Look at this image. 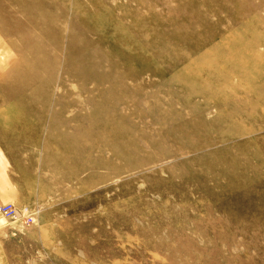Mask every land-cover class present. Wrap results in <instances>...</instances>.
I'll return each mask as SVG.
<instances>
[{"label":"rangeland","instance_id":"rangeland-1","mask_svg":"<svg viewBox=\"0 0 264 264\" xmlns=\"http://www.w3.org/2000/svg\"><path fill=\"white\" fill-rule=\"evenodd\" d=\"M12 9L0 264H264V0Z\"/></svg>","mask_w":264,"mask_h":264},{"label":"crops","instance_id":"crops-1","mask_svg":"<svg viewBox=\"0 0 264 264\" xmlns=\"http://www.w3.org/2000/svg\"><path fill=\"white\" fill-rule=\"evenodd\" d=\"M36 0H0V73L4 66H11L14 60V51L17 50L14 43L8 37L11 20L18 18V14L13 13L12 4L16 7L20 3L35 2ZM19 10H17L18 12ZM6 156L0 146V204L6 202H17L20 199V189L14 182L12 175L6 165ZM1 224V221H0Z\"/></svg>","mask_w":264,"mask_h":264},{"label":"built area","instance_id":"built-area-1","mask_svg":"<svg viewBox=\"0 0 264 264\" xmlns=\"http://www.w3.org/2000/svg\"><path fill=\"white\" fill-rule=\"evenodd\" d=\"M22 211L27 210L25 209ZM22 211L14 202L0 204V219L21 220L23 223H29L32 220V216L30 214H23Z\"/></svg>","mask_w":264,"mask_h":264}]
</instances>
